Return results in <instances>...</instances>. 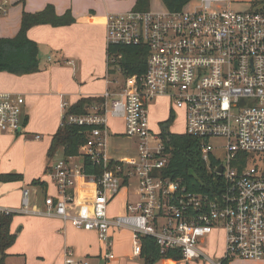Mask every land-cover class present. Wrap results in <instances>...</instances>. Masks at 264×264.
I'll list each match as a JSON object with an SVG mask.
<instances>
[{
  "label": "built area",
  "instance_id": "2783aa9c",
  "mask_svg": "<svg viewBox=\"0 0 264 264\" xmlns=\"http://www.w3.org/2000/svg\"><path fill=\"white\" fill-rule=\"evenodd\" d=\"M189 4L177 11L134 7L106 13L109 85L104 102L93 104L86 114L66 118L68 124L92 127L80 157H89L102 172L86 173L83 159L76 161L79 156L57 158L51 172L57 196L45 197L46 209L31 210L30 192L23 189L17 212L59 217L96 232L105 247L106 264L115 259L114 234L121 230L131 233L134 256H141L142 238L151 236L162 253L179 250L185 260L223 264L264 259V4L262 0ZM112 45L148 47L141 80L137 75L126 78L120 65L123 54L111 53ZM159 97L184 110L185 133L202 141L203 159L214 174L209 191L191 189L166 175L170 152L163 131L152 130L148 109ZM24 104L23 94L0 91V132L23 131ZM67 107L64 103L62 119ZM113 117L124 118V135L139 140L134 156L111 155ZM212 139L224 140V158L215 155ZM78 179L93 185L88 213L73 212ZM132 182L136 198L127 200L123 213L110 215L111 203ZM15 212L0 206V215ZM215 231L225 240L218 260L204 250ZM64 255L65 264H91L72 248L67 247Z\"/></svg>",
  "mask_w": 264,
  "mask_h": 264
},
{
  "label": "crops",
  "instance_id": "0c3cea01",
  "mask_svg": "<svg viewBox=\"0 0 264 264\" xmlns=\"http://www.w3.org/2000/svg\"><path fill=\"white\" fill-rule=\"evenodd\" d=\"M7 2L8 0H4L2 4ZM14 2L20 4L21 7L20 14L16 18L15 27H13L14 31L7 35H0V37L15 36L21 27L24 12H38L43 10L48 4H53L58 14H63L70 10L76 21L68 26L37 25L29 30L28 34L38 42L39 50L45 46L46 49L53 51L55 56L54 60L49 56L48 63L46 61V65H41L39 72L22 76L0 72V91H24V93H21L25 97L23 106L24 127L23 131L18 134L25 133L26 136L32 134L35 141H41L43 139L42 134L30 132V130H34V127L32 129L30 126L32 114L34 117L36 109L44 108L46 105L50 106L52 112L58 114V121L55 127L53 129L49 128L47 131L49 138L46 156L37 160L32 169H24L23 172L20 170L10 172L22 173V180L0 182V206L16 210L11 224V231L17 234V238L15 243L7 250V253H9L10 249L13 250L16 247L17 241H21L23 233L26 231V236L33 233L36 237L43 236L44 242L49 247L45 252H40L42 255L39 256L42 258L46 256L51 264H65L64 251L67 247L72 248L77 257L87 258L91 264H106L103 256L105 247L100 242L96 232L78 229L71 221H64L59 217L17 212L22 208L23 189H28L30 195H32L30 201L31 210L46 209L45 197L57 196L56 184L51 176L52 167L56 160L50 161L47 151L53 134L62 123L63 104L71 105L82 97L102 96L108 88L105 13L94 7L87 0H14ZM5 6L0 5V9L7 13ZM37 136L40 137L37 138ZM118 151L116 148L113 149L112 153L110 149L113 157H132L135 155L120 154ZM56 156L62 158L63 154L60 151ZM0 171L9 173V171L1 169V160ZM33 179H41L46 182V185L33 184ZM132 192L129 189L126 191L122 190L119 196L116 197L119 205L115 206L114 202L110 205V215L114 216L124 212L127 200L136 198L135 194H131ZM73 193L76 197L73 212H90L93 185L86 180L78 179ZM129 194L133 195L132 198L129 197ZM18 227L19 230H17ZM17 232H21V236ZM88 236L95 237V245L87 238ZM25 250V248L21 247L18 252L23 255L28 252ZM130 250L131 252L133 250L131 233L128 230L116 232L113 246L115 259L109 261L108 264H113V261L118 257V253ZM222 255L223 252L221 257ZM240 262L264 264V259L234 260L228 262V264H239ZM175 264L177 263L175 262Z\"/></svg>",
  "mask_w": 264,
  "mask_h": 264
},
{
  "label": "trees",
  "instance_id": "16d2710c",
  "mask_svg": "<svg viewBox=\"0 0 264 264\" xmlns=\"http://www.w3.org/2000/svg\"><path fill=\"white\" fill-rule=\"evenodd\" d=\"M170 10H181L192 0H162ZM264 4V0H262ZM150 0H137V9H149ZM76 19L70 10L63 14L56 12L53 4H48L38 12H24L21 27L14 37H0V72H7L17 76L34 74L41 70L40 50L37 41L29 36V30L37 25H50L54 27L68 26L75 23ZM108 49V48H107ZM108 51V50H107ZM110 52L123 54L120 60L122 73L129 78L137 75L138 80L144 76L147 68L149 49L146 45L124 46L112 45ZM117 70H112L111 75H116ZM113 78V77H112ZM104 102L102 96L82 97L75 103L68 105L64 112L61 125L53 134L47 156L50 161L56 158L61 151L64 157H80L82 147L87 143V131L90 126H78L68 124V115L86 114L90 111L92 104L101 105ZM162 137L170 159L166 168V175L179 180L191 189L207 192L214 183V174L211 172L210 164L203 159L202 141L188 133H173L168 131V126L162 132ZM84 168L86 173L102 172L100 165L94 164L92 160L84 156ZM22 173H4L0 171V182L20 181ZM33 184L46 185L41 179H33ZM14 214L0 215V264H5L7 250L15 243L17 234L11 231ZM142 252L144 264H155L163 258L179 261L183 259L182 252L170 249L162 253L156 240L151 236L142 238ZM223 264H228L224 261Z\"/></svg>",
  "mask_w": 264,
  "mask_h": 264
},
{
  "label": "rangeland",
  "instance_id": "374dc122",
  "mask_svg": "<svg viewBox=\"0 0 264 264\" xmlns=\"http://www.w3.org/2000/svg\"><path fill=\"white\" fill-rule=\"evenodd\" d=\"M4 0H0V5H6L4 10L0 9V35H7L13 33V27H15V22L17 16L20 14L21 7L20 4L14 2V0H8L7 3H3ZM91 2L94 7L107 13V10L112 12L124 11L132 9L137 6V0H87ZM197 1L192 0L187 7H193ZM107 7V8H106ZM150 9L152 10H162L166 8L162 0H150ZM14 37V36H13ZM51 56L54 60V52L45 48V46L40 50V62L41 65H46L48 57ZM48 63V61H47ZM51 63V62H50ZM16 92L24 93L23 90H14ZM149 115H150V126L155 132L163 131V127L168 124V131L173 133H184L186 131V114L184 110L178 109L174 106L171 99L165 97H159L149 102ZM62 118V115H61ZM58 121V114L52 112L49 105L44 108H37L34 117L32 114V119H30V126L34 127V130H30L32 133H39L43 135L41 141H35L32 134L25 135L22 134H9L7 132H0V160L1 169L3 171H24V169H32V167L37 160L46 156V149L48 145V129H53ZM124 118L113 117L109 120V126L111 127L109 148L118 149V153L123 154H136L137 146L139 140L137 138L128 137L122 135L124 130ZM36 125V126H35ZM115 133L121 135H114ZM26 136V137H25ZM214 153L220 158L225 156L224 140L223 139H212ZM58 157L54 160H56ZM78 162H82V157L77 159ZM46 165V164H45ZM46 167V166H45ZM128 188L129 191L135 190V183ZM123 194V193H122ZM133 194V192L131 193ZM129 194L132 198L133 195ZM39 195V194H38ZM32 195H30V201ZM115 206H118V199L113 201ZM112 202V203H113ZM17 218V217H16ZM15 218V219H16ZM74 228V227H73ZM19 230V227L17 228ZM16 230V231H17ZM19 236H21V232ZM91 243L95 245V237L88 236ZM29 239V240H28ZM99 241V240H98ZM28 251L26 254H19V249L21 247ZM225 240L223 233H218L215 231L208 239L207 244L204 247L207 255L214 260L221 258V254L224 250ZM48 245L44 242L43 236L40 235L36 237L33 234L26 236V231H24L21 241H17L16 247L9 251V255L5 258V264H51L49 260L40 257V252H45L48 249ZM127 250V249H125ZM242 260V259H236ZM234 261V260H233ZM212 264L207 259H193V260H179L175 261L173 259L163 258L158 260L155 264ZM232 262V261H231ZM113 264H144L143 258L141 256H134L133 250L124 251L118 253V257L113 261ZM239 264H252L240 262Z\"/></svg>",
  "mask_w": 264,
  "mask_h": 264
},
{
  "label": "water",
  "instance_id": "95a60500",
  "mask_svg": "<svg viewBox=\"0 0 264 264\" xmlns=\"http://www.w3.org/2000/svg\"><path fill=\"white\" fill-rule=\"evenodd\" d=\"M219 171H221V169H219Z\"/></svg>",
  "mask_w": 264,
  "mask_h": 264
}]
</instances>
